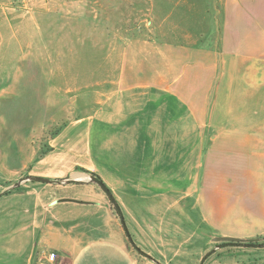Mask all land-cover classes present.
Wrapping results in <instances>:
<instances>
[{
    "label": "crops",
    "instance_id": "0c3cea01",
    "mask_svg": "<svg viewBox=\"0 0 264 264\" xmlns=\"http://www.w3.org/2000/svg\"><path fill=\"white\" fill-rule=\"evenodd\" d=\"M213 1L220 7L203 17V32L176 42L129 38L112 84L47 138L46 165L18 173L96 176L133 242L159 264L212 247L223 255L218 264H264L263 252H248L264 249V0ZM85 121L84 161L57 167L50 154ZM19 263L155 264L129 244L107 196L85 181L25 182L0 197V264Z\"/></svg>",
    "mask_w": 264,
    "mask_h": 264
},
{
    "label": "rangeland",
    "instance_id": "374dc122",
    "mask_svg": "<svg viewBox=\"0 0 264 264\" xmlns=\"http://www.w3.org/2000/svg\"><path fill=\"white\" fill-rule=\"evenodd\" d=\"M213 6L218 9L220 4L213 0H0V193L19 180L24 166L46 165L40 160L47 138L63 130L70 116L89 111L95 92L112 84L129 38L180 41L188 33L204 31L203 17H212ZM88 131L85 121L65 133L62 147L58 143L50 154L57 167L84 161ZM68 144L73 148L70 152ZM215 250L212 247L196 259L192 258L196 253H182L175 262L182 264L188 256L190 262L201 264L211 253L205 264H218L223 255ZM248 252L255 259L264 249Z\"/></svg>",
    "mask_w": 264,
    "mask_h": 264
},
{
    "label": "water",
    "instance_id": "95a60500",
    "mask_svg": "<svg viewBox=\"0 0 264 264\" xmlns=\"http://www.w3.org/2000/svg\"><path fill=\"white\" fill-rule=\"evenodd\" d=\"M79 181H85V182H91L94 183L95 185L98 186V188L107 196L111 207L115 210V212L117 213V216L121 222L123 231L126 235V238L129 242V244L134 248V250L139 253L140 255L145 256L146 258H148L149 260L153 261L155 264H159L158 262L154 261L150 256L146 255L145 253H143L137 246L136 244L133 242L128 229L126 227L125 221H124V217L122 214V211L116 201V199L114 198V196L112 195V193L110 192V190L104 185V183L99 180L96 176L93 175H85L84 178H82V180H74L71 178H65L63 180H50V179H45V178H40V177H33V176H27V177H23L20 180H18L15 184H12L10 186H8L7 188H5L1 193L0 196L13 191L14 189H17L20 187L21 184L25 183V182H41V183H49V184H68V183H76ZM216 242H223L226 245H231L233 243H237L238 240L232 239V238H217L215 240ZM221 245H218L217 248H219ZM207 256H205L202 261L201 264L205 261Z\"/></svg>",
    "mask_w": 264,
    "mask_h": 264
},
{
    "label": "built area",
    "instance_id": "2783aa9c",
    "mask_svg": "<svg viewBox=\"0 0 264 264\" xmlns=\"http://www.w3.org/2000/svg\"><path fill=\"white\" fill-rule=\"evenodd\" d=\"M54 258V254L49 255V259L52 260Z\"/></svg>",
    "mask_w": 264,
    "mask_h": 264
},
{
    "label": "trees",
    "instance_id": "16d2710c",
    "mask_svg": "<svg viewBox=\"0 0 264 264\" xmlns=\"http://www.w3.org/2000/svg\"><path fill=\"white\" fill-rule=\"evenodd\" d=\"M9 193V192H8ZM7 194V193H6ZM112 210H114L113 208H112ZM115 211V210H114ZM115 214H116V216H117V213L115 212Z\"/></svg>",
    "mask_w": 264,
    "mask_h": 264
}]
</instances>
